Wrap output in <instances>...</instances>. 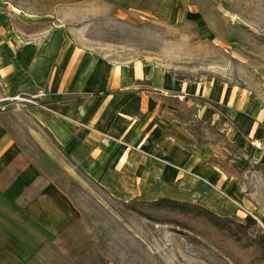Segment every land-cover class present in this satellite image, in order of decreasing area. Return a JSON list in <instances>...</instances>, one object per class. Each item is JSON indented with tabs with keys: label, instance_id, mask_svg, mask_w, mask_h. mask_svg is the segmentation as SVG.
Wrapping results in <instances>:
<instances>
[{
	"label": "rangeland",
	"instance_id": "374dc122",
	"mask_svg": "<svg viewBox=\"0 0 264 264\" xmlns=\"http://www.w3.org/2000/svg\"><path fill=\"white\" fill-rule=\"evenodd\" d=\"M45 44L76 73L124 69L141 90L120 102L136 106L130 123L209 163L190 172L153 147L168 166L148 199L250 215V232L264 233V0H0V123L43 175L18 202L0 195V242L25 264H264L127 209V193L112 194L55 143L11 87L16 52Z\"/></svg>",
	"mask_w": 264,
	"mask_h": 264
},
{
	"label": "crops",
	"instance_id": "0c3cea01",
	"mask_svg": "<svg viewBox=\"0 0 264 264\" xmlns=\"http://www.w3.org/2000/svg\"><path fill=\"white\" fill-rule=\"evenodd\" d=\"M69 57L60 59L59 50H53L50 44L23 46L14 57L11 87L25 96L27 111L42 124L55 143L75 162L86 167L87 173L91 171L104 188L118 196L127 193V200L133 197L148 199L143 190L151 193L156 187L153 181L156 182L168 166L153 153L155 146L161 147L159 154L168 156L169 166L190 172L192 169L209 172V163L199 164L201 159H193L188 148L158 133L153 137L155 130L152 128L147 131L146 127L130 123L128 117L136 106L120 102L131 100L141 90L129 73L127 81L124 69L103 63L95 64L90 71L86 67V71L76 73ZM69 95L75 99L61 101ZM105 101L107 110L102 107ZM120 117L130 125L120 123ZM251 127L253 129V124ZM257 130L264 132V127ZM41 176L39 168L0 123V195L10 203L18 202L31 193ZM155 198L156 195L149 199ZM0 264L25 263L0 242Z\"/></svg>",
	"mask_w": 264,
	"mask_h": 264
},
{
	"label": "trees",
	"instance_id": "16d2710c",
	"mask_svg": "<svg viewBox=\"0 0 264 264\" xmlns=\"http://www.w3.org/2000/svg\"><path fill=\"white\" fill-rule=\"evenodd\" d=\"M123 204L140 216L155 223L172 224L189 236L206 239H210V235L218 236L244 251L252 250L255 254L253 260L264 261V233L250 232L256 224L250 215H246L244 221H238L229 216H221L198 202L165 195L155 199L133 197ZM212 243L221 248V243ZM225 253L229 255L228 250Z\"/></svg>",
	"mask_w": 264,
	"mask_h": 264
},
{
	"label": "bare ground",
	"instance_id": "6f19581e",
	"mask_svg": "<svg viewBox=\"0 0 264 264\" xmlns=\"http://www.w3.org/2000/svg\"><path fill=\"white\" fill-rule=\"evenodd\" d=\"M173 175V174H172Z\"/></svg>",
	"mask_w": 264,
	"mask_h": 264
}]
</instances>
